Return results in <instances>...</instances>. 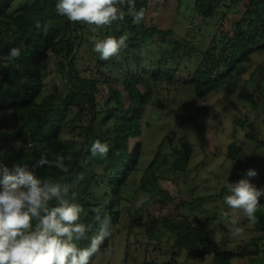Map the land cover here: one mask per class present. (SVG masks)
<instances>
[{"label": "rangeland", "instance_id": "obj_1", "mask_svg": "<svg viewBox=\"0 0 264 264\" xmlns=\"http://www.w3.org/2000/svg\"><path fill=\"white\" fill-rule=\"evenodd\" d=\"M31 1L0 0V8L8 4L7 12L14 13ZM248 1L225 0L218 16L206 20L195 13L193 0H146L140 6L146 26L172 34L162 36L147 31L142 36L145 43L141 51L142 68L154 72L161 80L154 83L148 78L132 83L136 91L146 97L137 138L144 161L123 187L122 198L117 203V231L108 244V251L95 256V264H165L168 261L172 264H213L210 256L187 257L183 251L171 255V238L165 234L147 235L136 227L130 231L129 221L136 216L135 208L145 202L153 218H174L181 214L196 216L201 221L207 219L204 234L226 251L241 255L256 252L255 256L233 258L229 264H264V239L252 244L261 233L242 211L233 214L224 202L229 194L228 183L239 181L238 174L246 168L255 170L257 175L242 178H248L261 188L264 176V51L252 56L240 78L221 85L203 99H196L193 87L185 85L195 72L204 71L205 66L204 62L197 63L194 55L188 57L187 50L203 53L210 48L215 36L214 51L218 52L219 40L231 35ZM94 53V48L82 45L77 60L83 87L92 93L97 110L112 106L131 109L139 104L138 96L106 103L107 87L119 91L122 88L115 83L108 86L93 82ZM42 65L45 78L37 102H47L50 97L62 99L66 87L57 68V59L47 52ZM105 70L112 72V77L118 76L117 70L111 71L108 67ZM87 114L86 110L77 115L72 111L66 114L72 127L62 133L63 149H79L83 133L74 125L84 124L83 116ZM20 120H26L24 113L0 111V160L12 145L17 150H27L28 146L20 141L12 143L22 134ZM246 134L254 135L261 147L256 149L257 141ZM233 142L240 150L234 159H229L227 148ZM186 143L191 145L186 170L173 174L170 169L173 152ZM158 150L160 161L164 159L165 162H160L151 174L145 173L144 169ZM38 177L53 179L46 175ZM262 200L258 209L264 212V197ZM225 212L229 214L228 219L224 218ZM233 215L236 225L231 223ZM237 227L241 229L240 234H235Z\"/></svg>", "mask_w": 264, "mask_h": 264}, {"label": "trees", "instance_id": "obj_2", "mask_svg": "<svg viewBox=\"0 0 264 264\" xmlns=\"http://www.w3.org/2000/svg\"><path fill=\"white\" fill-rule=\"evenodd\" d=\"M57 0H32L14 13L7 12L8 4L0 8V111L24 113L26 120H20L22 134L12 140L28 146L27 150H17L14 145L7 148L0 160V169H11L15 164H26L37 176L46 175L54 180L74 183L77 201L84 209L81 220L85 224L94 223L97 213L111 218V235L100 246L99 252H107L108 244L117 231L119 211L117 203L122 198L123 187L130 176L139 171L143 155L140 142V117L144 110L146 97L140 95L132 86L133 82L151 78L154 83L161 80L154 72L142 68L141 51L145 45L142 36L147 31L159 35H171V31L162 32L153 26H146L144 20L139 24L133 20V15L125 6L123 21L113 22L110 26L92 31L91 26L72 23L55 10ZM146 0H135L133 12H138ZM225 0H193L195 13L202 19H212L218 16ZM107 36H127V47L118 56L109 60H101L99 53H94L96 59L93 82L105 85L118 84L122 90L108 88L109 101L117 99L122 102L138 96L139 104L131 109L115 106L97 110L92 93L82 84L78 70L77 53L82 45L94 48L93 39H103ZM217 38L211 39L210 48L205 52L187 50V56H195L197 63L204 62V71L195 72L185 85L193 87L194 97L203 99L209 93L216 91L221 85L240 78L246 71V65L252 61L255 53L264 51V0H249L241 19L235 24L229 37L223 36L218 52L215 48ZM21 49V56L9 60L11 48ZM51 53L57 59V68L65 83L66 92L62 99L50 97L47 102H37L45 78L42 60L46 53ZM118 71L116 77L110 76L108 70ZM160 107V104H159ZM88 112L84 115V124L74 125L81 130L82 140L77 151L62 148V133L72 127V121L66 120V114ZM199 112L196 111V114ZM80 133V132H79ZM246 136L261 142L254 135ZM100 140L110 146L107 158L90 157L91 144ZM240 146L231 143L227 148V157L234 159ZM191 145L183 144L174 150L171 171L184 172L188 165ZM50 160L59 155L71 156L66 160L69 169L67 173L47 165L39 166L41 155ZM89 160L86 164L85 161ZM160 161L159 150L148 162L144 172L151 174ZM248 168L238 174L239 180L246 175ZM83 179H77L78 177ZM264 187V176L260 183ZM98 190V191H97ZM263 202L260 198V204ZM146 202L135 208V215L130 221V231L134 227L144 231V234L171 238V255L183 251L187 257L204 258L210 256L213 264H229L233 258L255 256L256 252L245 255L226 251L209 239L203 232L208 224L207 219L199 220L193 215L178 214L174 218L150 216L145 208ZM255 228L261 233L254 238L252 244L264 239V212L257 210ZM98 231L93 228L89 237ZM88 246L90 240L80 242ZM98 252V253H99ZM97 253V254H98ZM96 254V255H97ZM95 255V256H96ZM92 257L90 264H95ZM155 264V263H154ZM165 264H172L166 262Z\"/></svg>", "mask_w": 264, "mask_h": 264}, {"label": "clouds", "instance_id": "obj_3", "mask_svg": "<svg viewBox=\"0 0 264 264\" xmlns=\"http://www.w3.org/2000/svg\"><path fill=\"white\" fill-rule=\"evenodd\" d=\"M129 9L135 23L144 19V12H133L135 0H57L56 12L72 23L91 26L92 31L113 22L123 21L124 7ZM127 36H107L93 39L94 51L101 60L118 56L127 45ZM21 49L11 48L9 60L18 59ZM110 146L96 140L91 144L90 157L107 158ZM69 155H59L50 160L42 154L39 166H50L63 173L69 171L66 160ZM89 160H86L87 164ZM256 171L249 169L247 177H255ZM83 179V177H78ZM75 184L38 177L26 164H15L11 169H0V264H90L100 246L111 235V218L97 213L94 223L85 224L81 220L84 209L76 202ZM228 195L224 202L233 214L243 212L251 222L256 221L260 198L264 197V187L258 188L248 178L228 183ZM229 214L224 213L228 219ZM237 224L234 215L231 219ZM98 231L89 237L93 228ZM241 229L236 228L235 234ZM90 240L88 246L82 241Z\"/></svg>", "mask_w": 264, "mask_h": 264}]
</instances>
